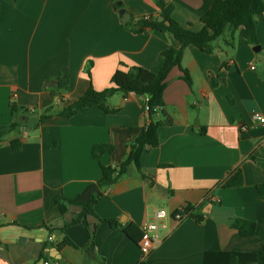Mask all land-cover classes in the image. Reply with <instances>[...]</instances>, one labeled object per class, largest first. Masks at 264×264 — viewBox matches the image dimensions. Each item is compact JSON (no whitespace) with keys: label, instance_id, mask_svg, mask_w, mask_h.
Returning a JSON list of instances; mask_svg holds the SVG:
<instances>
[{"label":"crops","instance_id":"0c3cea01","mask_svg":"<svg viewBox=\"0 0 264 264\" xmlns=\"http://www.w3.org/2000/svg\"><path fill=\"white\" fill-rule=\"evenodd\" d=\"M216 1L171 0L172 16L200 31L201 18ZM0 5V127L24 122L0 142V264H203L206 252L264 250V199L257 189L264 185V125L254 119L256 113L264 116V19L257 21L259 52L239 33L232 49L225 41L213 54L186 49L182 67L193 86L179 68L169 74L165 107L156 121L165 113L172 124L158 129L159 146L142 156L146 177L131 165L95 207L101 219L139 228L158 209L173 215L195 208L202 222L167 219L160 229L162 242L145 257L122 229L93 217L86 220L94 234L92 246L83 225L64 233L43 226L60 229L80 212L71 207L63 216L55 200L74 198L101 179L95 146L113 147L101 157L106 166L127 157L130 142L148 124L150 97L117 94L109 102L118 110L114 114L93 107L72 118L53 117L39 128L35 123L49 108L62 110L52 90L63 74L70 83L63 93L68 104L91 84L97 91L110 88L120 68L160 71L163 52L181 44L167 33L128 32L116 9L120 6L129 18L156 16V0H0ZM90 62L91 76L86 73ZM12 103L32 113L28 118L13 114ZM16 140L22 142L19 152L12 149ZM54 142L57 148L47 147ZM239 170L244 184L225 188L223 183ZM236 219L255 222V235L242 237L231 226ZM66 237L77 249L59 248Z\"/></svg>","mask_w":264,"mask_h":264},{"label":"trees","instance_id":"16d2710c","mask_svg":"<svg viewBox=\"0 0 264 264\" xmlns=\"http://www.w3.org/2000/svg\"><path fill=\"white\" fill-rule=\"evenodd\" d=\"M159 14L136 18L131 17L123 23L124 29L128 32L139 35L148 31L167 33L181 44L180 48H169L162 54L164 63L158 73H152L142 67L133 66L124 70L118 69L112 77V86L103 91H97L91 84L87 92L77 101L65 104L64 94L69 90V78L66 74L56 78L58 84L53 88L52 95L58 97L64 104L62 110L54 112L53 108L44 111L35 123L39 128L53 117L72 118L83 109L99 107L107 114H114L118 110L109 107L110 100L117 94L124 98L129 95H148L150 97L148 105L150 110L148 114V124L141 134L129 144L130 152L127 157L116 166H106L101 162V157L105 153L112 152L113 147L109 145H98L93 149V156L99 161L102 177L91 184L84 193L74 197L66 198L63 195L56 197L55 203L61 214L65 216L71 207H77L80 212L70 221H66L60 229L49 228L44 225L50 233L60 231L64 233L66 229L74 225H83L90 232L91 246L93 245L94 234L91 232L87 218L93 217L107 224L111 229H122L124 234L134 243L139 244L143 233L141 228L133 223L121 224L117 219H101L96 214L95 207L105 197V191L118 184L128 173L131 165L137 167L142 177H146L142 166L141 159L143 154L149 149L159 146L158 129L164 125L172 124L171 118L165 113L162 117L164 120H158L159 111L164 109V92L167 88V79L174 68H179L183 72L182 79L190 86H193L192 78L188 70L182 67L184 54L189 46H195L205 54H213L218 48L221 41H225L226 47L234 48L236 33H239L244 41L253 47L260 45L257 34V21L264 19V0H217L212 9L201 18L203 25L200 31L193 29L191 25L183 26L173 18L174 7L165 0H156ZM117 10L121 7L116 6ZM1 15V5H0ZM228 39L225 38L226 35ZM93 63L90 62L86 73L91 76ZM124 67V65H121ZM22 112L26 118L32 113L30 109L20 108L12 103V113ZM24 122L18 121L11 123L6 127H0V142L3 138L17 131ZM57 142L47 145L48 148H57ZM12 149L19 152L22 149V142L16 140L12 142ZM244 184V176L241 170L237 171L223 183L225 188L241 187ZM258 193L264 199V185L257 187ZM191 212L189 218L202 222L203 218L194 216L195 208L189 206L185 209ZM17 226V223L11 224ZM232 228L237 230L242 237H253L257 230V224L245 219H236L232 223ZM71 246L77 249V246L69 239L65 238L59 248L62 246ZM140 264H145L142 260ZM203 264H264V250L256 252H206Z\"/></svg>","mask_w":264,"mask_h":264},{"label":"built area","instance_id":"2783aa9c","mask_svg":"<svg viewBox=\"0 0 264 264\" xmlns=\"http://www.w3.org/2000/svg\"><path fill=\"white\" fill-rule=\"evenodd\" d=\"M167 3H170L171 0H165ZM148 18V17H147ZM150 110L149 105L145 107V111L148 112ZM254 119L257 120L261 125H264V116L260 113H256L254 115ZM246 127H243L242 130H245ZM209 199L218 203L219 199L213 196H209ZM185 209L187 207L181 208L173 215L169 214L166 209H158L154 212L151 219L147 220L141 226V230L143 233L142 239L139 243V247L145 257H147L161 242L162 237L160 235V229L165 228V222L169 218H173L177 223H181L187 220L191 216V212H187ZM45 264H49V262H45Z\"/></svg>","mask_w":264,"mask_h":264},{"label":"water","instance_id":"95a60500","mask_svg":"<svg viewBox=\"0 0 264 264\" xmlns=\"http://www.w3.org/2000/svg\"><path fill=\"white\" fill-rule=\"evenodd\" d=\"M122 14L124 15V20L127 21L129 19V15H126L125 12H122ZM255 52H259L261 50L260 46L254 47L253 49ZM26 241L25 238L22 239V242ZM58 252V251H57Z\"/></svg>","mask_w":264,"mask_h":264},{"label":"rangeland","instance_id":"374dc122","mask_svg":"<svg viewBox=\"0 0 264 264\" xmlns=\"http://www.w3.org/2000/svg\"><path fill=\"white\" fill-rule=\"evenodd\" d=\"M229 35L227 34L225 37H228Z\"/></svg>","mask_w":264,"mask_h":264}]
</instances>
